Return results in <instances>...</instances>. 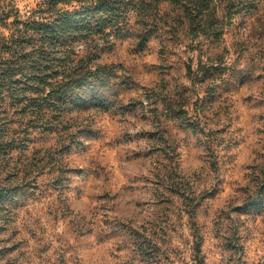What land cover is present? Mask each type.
Returning a JSON list of instances; mask_svg holds the SVG:
<instances>
[{
	"label": "rangeland",
	"instance_id": "rangeland-1",
	"mask_svg": "<svg viewBox=\"0 0 264 264\" xmlns=\"http://www.w3.org/2000/svg\"><path fill=\"white\" fill-rule=\"evenodd\" d=\"M48 1L0 0V57ZM188 2L135 0L126 38L77 46L119 76L112 111L65 116L81 149L0 98V188L26 189L0 264H264V0H214L199 37Z\"/></svg>",
	"mask_w": 264,
	"mask_h": 264
},
{
	"label": "trees",
	"instance_id": "trees-1",
	"mask_svg": "<svg viewBox=\"0 0 264 264\" xmlns=\"http://www.w3.org/2000/svg\"><path fill=\"white\" fill-rule=\"evenodd\" d=\"M213 1L189 0L184 6L192 36L213 34ZM135 9V0H49L48 8L42 10L49 18L23 25L16 40L5 42L0 57V98L6 94L22 115H29L32 128L57 133L62 151L75 146L81 149L80 141L69 133L71 126L64 124L65 116L79 110L112 111L115 102L110 96L117 97L114 87L119 76L116 66L101 63L95 50L81 54L77 46L96 39L126 38L127 19ZM28 32L39 42L31 52H27L24 37ZM93 133L89 126L78 131L86 139ZM4 151L0 140V153ZM25 194L22 183L0 188L1 208L15 205Z\"/></svg>",
	"mask_w": 264,
	"mask_h": 264
}]
</instances>
